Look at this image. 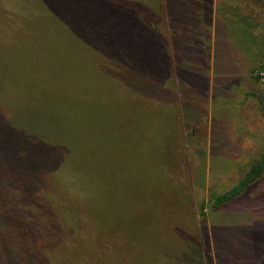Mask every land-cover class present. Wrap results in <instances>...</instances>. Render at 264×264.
<instances>
[{
    "label": "rangeland",
    "instance_id": "rangeland-1",
    "mask_svg": "<svg viewBox=\"0 0 264 264\" xmlns=\"http://www.w3.org/2000/svg\"><path fill=\"white\" fill-rule=\"evenodd\" d=\"M221 19L261 87L264 0H0V264H264V180L210 200L264 154V102L209 127L146 95Z\"/></svg>",
    "mask_w": 264,
    "mask_h": 264
},
{
    "label": "crops",
    "instance_id": "crops-1",
    "mask_svg": "<svg viewBox=\"0 0 264 264\" xmlns=\"http://www.w3.org/2000/svg\"><path fill=\"white\" fill-rule=\"evenodd\" d=\"M236 30L239 34H245V28L243 27H238ZM231 31L227 22L221 19L215 25L214 42L210 41L208 45L205 44L203 47V42L196 44L194 42L189 43L188 40L187 46L190 51L185 52V55L181 58L178 56L177 59H174L173 76L169 75L167 81L158 78L159 88L164 87L163 85L171 86V95L167 98L154 92H147L146 95L154 100L167 101L170 104L174 101L175 105L179 107V113L184 117L200 114L198 112L192 113L191 109L185 106L184 95L187 93L194 96L200 102V105L204 107L203 113L199 117L209 118V127L212 124V117H217L219 122L222 121L223 127H227L228 122L225 119L222 120L221 117L234 116V106L238 103L236 101L241 95L250 100L261 101L262 105L264 101L258 96V90L264 92V84L259 87L256 82L248 81V78L251 80L250 76H248L246 82H243L246 77L242 67L244 64L232 52V44L229 40ZM181 44L178 40L174 41L175 46L180 47ZM222 47L226 49V55L221 61ZM218 60L221 62L218 63ZM219 79L221 82L217 83ZM261 108L264 113V107ZM222 109L226 110L223 111Z\"/></svg>",
    "mask_w": 264,
    "mask_h": 264
},
{
    "label": "trees",
    "instance_id": "trees-1",
    "mask_svg": "<svg viewBox=\"0 0 264 264\" xmlns=\"http://www.w3.org/2000/svg\"><path fill=\"white\" fill-rule=\"evenodd\" d=\"M15 155L22 158V162L19 163L17 159L13 158L10 159V165L12 162H15L20 168V170L30 174L33 173L35 174V172L38 171L39 169L40 172L41 171L45 172L46 170L49 169L48 163H52L53 161L49 157V154L45 151L37 152L36 156H29L22 153H16ZM49 170L51 172L52 169ZM263 180H264V154H261L260 158L251 164V166L245 172L243 177L229 190H226L225 192L220 194L215 192L211 193L210 200L212 202V208L216 209L227 203H231L239 200L240 198L247 195L253 188H255L256 185H258Z\"/></svg>",
    "mask_w": 264,
    "mask_h": 264
},
{
    "label": "built area",
    "instance_id": "built-area-1",
    "mask_svg": "<svg viewBox=\"0 0 264 264\" xmlns=\"http://www.w3.org/2000/svg\"><path fill=\"white\" fill-rule=\"evenodd\" d=\"M258 76L264 80V69L258 71Z\"/></svg>",
    "mask_w": 264,
    "mask_h": 264
}]
</instances>
